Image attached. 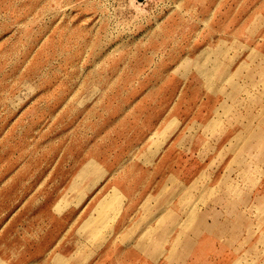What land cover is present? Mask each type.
I'll return each instance as SVG.
<instances>
[{
    "label": "rangeland",
    "instance_id": "1",
    "mask_svg": "<svg viewBox=\"0 0 264 264\" xmlns=\"http://www.w3.org/2000/svg\"><path fill=\"white\" fill-rule=\"evenodd\" d=\"M0 264H264V0H0Z\"/></svg>",
    "mask_w": 264,
    "mask_h": 264
},
{
    "label": "bare ground",
    "instance_id": "2",
    "mask_svg": "<svg viewBox=\"0 0 264 264\" xmlns=\"http://www.w3.org/2000/svg\"><path fill=\"white\" fill-rule=\"evenodd\" d=\"M117 203L118 197L114 195H108L106 198H104L101 206L99 207L101 208V213L98 212L99 214L96 217L93 215L88 223H95L97 221L99 225H104L107 218L103 217H107L110 210H115L117 208Z\"/></svg>",
    "mask_w": 264,
    "mask_h": 264
},
{
    "label": "crops",
    "instance_id": "3",
    "mask_svg": "<svg viewBox=\"0 0 264 264\" xmlns=\"http://www.w3.org/2000/svg\"><path fill=\"white\" fill-rule=\"evenodd\" d=\"M169 121H171L170 122V126H173V124L174 123H178V119L177 118H174V117H172ZM168 124V122L166 123V125ZM179 124V123H178ZM169 126V125H168Z\"/></svg>",
    "mask_w": 264,
    "mask_h": 264
}]
</instances>
